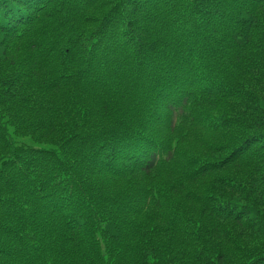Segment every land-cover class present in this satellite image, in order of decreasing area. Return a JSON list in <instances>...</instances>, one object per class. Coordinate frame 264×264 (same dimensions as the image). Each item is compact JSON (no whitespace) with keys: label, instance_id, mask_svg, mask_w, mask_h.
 I'll use <instances>...</instances> for the list:
<instances>
[{"label":"trees","instance_id":"1","mask_svg":"<svg viewBox=\"0 0 264 264\" xmlns=\"http://www.w3.org/2000/svg\"><path fill=\"white\" fill-rule=\"evenodd\" d=\"M0 264H264V0H0Z\"/></svg>","mask_w":264,"mask_h":264}]
</instances>
